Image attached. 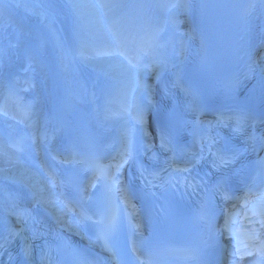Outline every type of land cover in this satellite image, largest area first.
Instances as JSON below:
<instances>
[{
  "label": "snow or ice",
  "instance_id": "snow-or-ice-1",
  "mask_svg": "<svg viewBox=\"0 0 264 264\" xmlns=\"http://www.w3.org/2000/svg\"><path fill=\"white\" fill-rule=\"evenodd\" d=\"M261 4H264V0H260ZM101 7H106L107 5H100ZM177 5H172V7H176ZM249 7H255V4L249 5ZM109 54V53H105ZM120 55H124L123 52ZM131 63V61H129ZM148 67V65H145ZM0 114L4 116H8V112L4 107H0ZM140 122L143 123V116H140ZM234 131L239 132L240 128L237 127ZM212 142H215L213 137H209ZM250 140H255V136H250ZM264 139V137H261ZM169 141L163 135V132L160 135V146L161 148H166L167 150H171L169 147ZM209 152L214 157L213 166L222 169L227 168L229 165L234 164L238 159L240 153L236 150H228L227 152L217 151L215 153L211 152V147H209ZM56 157H54L55 159ZM75 159V157H73ZM200 159H203L202 156L195 158V162H199ZM63 162L68 163V160H64ZM79 162V161H77ZM124 163H127V160H122L119 164H116L115 167L117 171L123 166ZM178 171L187 172L189 171L188 167L178 168ZM103 174V166H98V175L97 179L100 178V175ZM229 178L226 176H222L217 181V191L221 193L222 198L224 200H230L233 197L231 196L229 189L227 187ZM113 183H118L115 178H113ZM86 191V190H85ZM251 194V190L245 192L243 196L236 197L238 201L242 202V206L239 210L230 211L226 213L224 231L228 232L230 237L234 239L233 250L230 255L233 259L229 262V264H240L245 257L255 256L256 259L252 261V264H264V233H262L257 227L253 226L251 228L241 227V228H233V225L237 223L236 217H243L244 220H247L250 224L259 225L260 229H264V192L255 195V202L249 199V195ZM252 205L249 207V205ZM235 209L236 206L234 205ZM251 217H257V219L252 220ZM111 227V225H110ZM25 229H20L17 232L9 233V235L13 237H21ZM23 240L25 241L21 247V255L24 257L22 264H31V246L28 244L29 237L23 236ZM105 239L107 246V233H105L102 237ZM9 243L7 237L4 238V243H0V248H4L6 250V244Z\"/></svg>",
  "mask_w": 264,
  "mask_h": 264
},
{
  "label": "bare ground",
  "instance_id": "bare-ground-1",
  "mask_svg": "<svg viewBox=\"0 0 264 264\" xmlns=\"http://www.w3.org/2000/svg\"><path fill=\"white\" fill-rule=\"evenodd\" d=\"M195 0H186V3H179L177 4L176 7H171L170 10L167 12V14L170 15V17H176V16H179L181 17L182 19H185L188 15H190L189 13L191 12V10L195 7ZM254 4V3H252ZM13 9L15 11H18L19 14H23V17L21 18L22 20L26 21L28 19H30V21H39L41 23H44L46 25H50V26H54V21L53 19H51V15L48 14V16H46V12H42L41 10H36V11H29L26 9V5H20V4H14L13 5ZM50 17V19H48ZM67 17L63 16V19H64V22H66V19ZM22 35L20 34L19 37H21ZM191 39V35L187 36L184 40H182L181 42V46H182V49L181 51L183 52V54L185 55L184 59H182L181 57L179 58H176L174 59L173 61L170 62L169 64V68H171L174 72H179L180 69H181V66L182 64H184L185 60L190 56V53H191V49L187 48L186 50V44L189 42V40ZM191 42L193 41L190 40ZM18 41H16L17 43ZM20 44L17 43L16 46H13V49L15 50H12L13 51H19L20 50ZM14 57L15 59L17 60L19 58V53H17V55L14 54ZM79 63H84L85 65H89V66H93L94 64H98L97 61L95 59H88L86 57L82 58L80 61H78ZM107 63H109V61H106ZM163 67H164V64L161 63L160 61H156L152 64V67L151 69L146 73V74H150V75H155V76H158V74L163 71ZM66 73L69 77H71V79H77L76 78V73H75V70L74 68L72 67H67L66 68ZM263 97V101H262V104H264V95L262 96ZM47 102L44 98V96H42L41 94L39 95V99H38V107H42L43 105H46ZM37 116V115H35ZM2 147V144L0 143V148ZM6 151V149H4ZM8 153V151H6ZM11 160H14L16 161V157L15 155L13 154H8L6 157H5V160H0V164L4 165V166H9V164L11 163ZM1 175H5L7 173H9L10 177L11 176H14V177H24V178H29V180L33 181L36 179V172H34V170L30 169L28 170L26 166L22 165V166H19V165H15V164H12L11 165V170L8 171L7 173H5L4 171L3 172H0ZM35 184L37 186H34V192L36 194H39V195H43L45 196L46 194H48L44 189H49L48 186L44 185L43 186L41 185V182H39L38 180L35 181ZM37 190L39 191V193L37 192ZM49 191H51L49 189ZM64 224H68V222H63Z\"/></svg>",
  "mask_w": 264,
  "mask_h": 264
}]
</instances>
